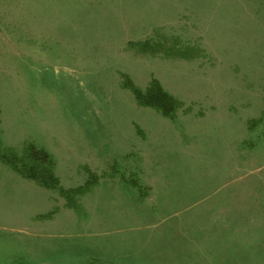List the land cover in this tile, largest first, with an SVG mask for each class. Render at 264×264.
<instances>
[{
	"label": "rangeland",
	"instance_id": "obj_1",
	"mask_svg": "<svg viewBox=\"0 0 264 264\" xmlns=\"http://www.w3.org/2000/svg\"><path fill=\"white\" fill-rule=\"evenodd\" d=\"M30 148L68 193L0 159V264H264V0H0V152Z\"/></svg>",
	"mask_w": 264,
	"mask_h": 264
},
{
	"label": "trees",
	"instance_id": "obj_2",
	"mask_svg": "<svg viewBox=\"0 0 264 264\" xmlns=\"http://www.w3.org/2000/svg\"><path fill=\"white\" fill-rule=\"evenodd\" d=\"M129 87L134 91L139 104L156 108L166 117H174L182 105L181 101L170 94L157 80L153 81L146 91L139 89L134 83H130ZM0 159L11 164L25 178L34 180L43 187L61 189L60 180L52 170V161L43 151L30 148L21 157L0 152ZM61 191L64 195L68 193L64 189Z\"/></svg>",
	"mask_w": 264,
	"mask_h": 264
}]
</instances>
